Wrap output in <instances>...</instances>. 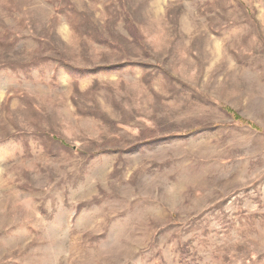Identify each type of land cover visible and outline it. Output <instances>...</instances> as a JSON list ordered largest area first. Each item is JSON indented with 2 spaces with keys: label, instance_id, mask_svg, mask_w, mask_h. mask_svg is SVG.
Here are the masks:
<instances>
[{
  "label": "rangeland",
  "instance_id": "1",
  "mask_svg": "<svg viewBox=\"0 0 264 264\" xmlns=\"http://www.w3.org/2000/svg\"><path fill=\"white\" fill-rule=\"evenodd\" d=\"M0 264H264V0H0Z\"/></svg>",
  "mask_w": 264,
  "mask_h": 264
}]
</instances>
